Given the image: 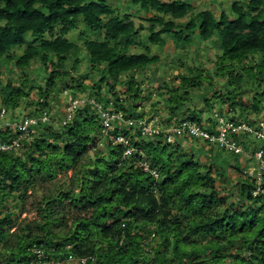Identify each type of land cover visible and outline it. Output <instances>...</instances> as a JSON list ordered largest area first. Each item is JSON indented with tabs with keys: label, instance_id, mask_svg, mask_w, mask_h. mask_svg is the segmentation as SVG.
I'll use <instances>...</instances> for the list:
<instances>
[{
	"label": "trees",
	"instance_id": "1",
	"mask_svg": "<svg viewBox=\"0 0 264 264\" xmlns=\"http://www.w3.org/2000/svg\"><path fill=\"white\" fill-rule=\"evenodd\" d=\"M110 1L117 0H0V62L15 59L21 74L18 87L1 83L5 92L3 106L20 117L24 114L20 101L31 95L27 116L40 119L41 111L48 116L47 122L39 121L18 152L0 153V209L12 195L24 199L43 174L53 177L57 171L78 166L95 146L96 130L104 140L99 133L101 115L92 105L77 108L66 124H63L66 116L60 114L61 133L45 138L43 132L54 123L48 96L59 97V93L66 91L72 96L82 95L75 92L88 91L81 83L87 79L92 84L89 91L95 94L86 97L95 98L104 108L111 103L116 112L124 113L123 120H144L120 103V95L108 81L118 83L121 76H127V83L123 82L124 98L126 94L133 102L142 99L139 86L147 79L141 77L137 82L133 75L158 63L159 58L150 54L149 46L163 47L165 37L173 38L175 47H184L191 44L192 35L198 32L199 40L213 43L220 54L216 57L215 74L222 76L223 86L234 87L228 93L230 109L237 106L243 112L246 110L238 98L248 80L242 74L264 80V0L233 3L230 7L233 18L224 11L218 16L209 10L191 15L192 5L178 0H131V6L139 13L151 14L145 41H137L143 27L137 29L128 15L119 17L118 8ZM189 15L184 25L175 24ZM81 23L101 37H87L83 42L89 58L82 77L77 58L65 68L70 53L77 48L67 36ZM17 48L24 49L21 57L14 58L12 54ZM135 49L142 52H133ZM252 54L260 57L252 61ZM33 62L40 64L37 73L44 74L43 86L36 85L38 75L32 81L24 80L25 69ZM191 68L196 73L194 77H179L185 88L200 84L213 88V81L202 77L198 67ZM90 71L96 72L94 78ZM101 87L106 89L103 97ZM151 92L147 88L144 98H150ZM214 93L218 97L217 90ZM177 94H168L175 104L172 115L200 123L199 116L183 107L184 98ZM257 95L253 98L255 111L260 108ZM260 95L264 96V92ZM219 99L224 102L220 96ZM204 102L207 105L211 101ZM140 133L137 123L127 126L120 121L112 122L107 137L124 135L137 151L123 158L124 147L106 142L102 156L96 154L93 163L79 166L73 174L71 189H58L35 204L33 209L38 218L20 228L21 235H15V243L6 238L13 213L0 215V245L1 253L6 255L5 264L35 261L32 248L44 250L55 260L68 255L86 258V264H264V193L252 196L255 183L242 176L243 170L236 163L241 158L189 137L176 139L172 150L161 136L147 141ZM249 135L237 138L244 151H248ZM2 138L6 140L8 136ZM59 139L63 140L62 146L57 145ZM194 142H202V147L210 151L205 156L210 157V164L199 166L198 160H193L196 153L193 149L188 150L191 157L181 154L185 145ZM138 151L160 172L158 180L135 167L142 160ZM223 155H231L232 159L219 162ZM85 168L90 179H86ZM229 169L240 175L231 186L237 193L234 201H229L226 188V182L232 179ZM95 186L101 189H91ZM144 231L160 239L150 250L144 248Z\"/></svg>",
	"mask_w": 264,
	"mask_h": 264
},
{
	"label": "rangeland",
	"instance_id": "2",
	"mask_svg": "<svg viewBox=\"0 0 264 264\" xmlns=\"http://www.w3.org/2000/svg\"><path fill=\"white\" fill-rule=\"evenodd\" d=\"M177 0H162V2H174ZM181 3H189L193 7L192 14L201 12V11H212L217 16L220 11H224L227 15H229L230 18H233V15L231 14L230 7L235 2H246L249 0H178ZM113 7H117L116 14L123 18L125 15L129 16V19L132 20L135 23L136 28L143 27V30L140 31L138 40L145 41L148 38V28L151 25L149 21V17L151 14H144L139 13L136 7L131 6V0H117V1H110L109 2ZM189 15L185 19H180L178 21H175L176 25H184L189 21L190 18ZM167 20L168 18L165 17ZM159 29V27L157 28ZM84 33V37H81V34ZM89 37V39H101V37L97 35H93L89 28H86L85 25L82 23L74 29L70 34L67 36L68 40L75 43L77 45L76 50L72 51L70 54V60L66 62L65 68L70 67V65L73 63V59L77 58L79 61V74L80 77H82L83 73H86L87 67H88V56L87 53L84 52L83 48V42L85 39ZM30 39V37L28 36ZM199 35L198 32L194 33L192 35V42L189 45H185L184 47H175L174 46V39L165 37V45L163 47H157V46H149L150 54L152 56H157L159 58V61L154 66H150V68L145 69L141 74H134L133 79L137 82H140L141 79L145 80L143 78H146L147 80L142 82L139 88L142 90L141 96L142 99L133 102L131 99H129V96L124 94L123 91H125V83H127V76H121V80L118 83H111L108 81V83L112 84L115 87V92L120 95V97L123 99V104L126 108L132 109L131 111L135 114V116H141L147 120L152 119V117L158 118V121L160 125H164V127H167L173 118H181L180 116H174L172 115L173 108L175 107V104L173 102H170V99L168 97L169 93H178L177 95L182 99L184 98V106L189 111H194L196 116H199L200 123L202 125L211 127L212 124H215V127H219V123H217V119L215 118V115L217 116H223L225 118H228L232 121L239 122V123H247L252 130H256L257 128L264 129V96H261L260 94L264 92V80L257 77H249L247 73L242 74L243 76L246 75L248 77L247 82L244 84L243 90L239 92V101L240 105L243 107H246V110L241 111L239 107H235L234 109H230V103L231 101L228 99V93L231 91V89H234V87L226 88V86H223L224 80L222 79V76H217L215 74V70L217 68L215 61L216 57L219 54V51L216 49V47L213 45L212 42H202L198 39ZM24 48H17L13 51L12 56L14 58L21 57V54L23 52ZM133 52L141 53L142 50L137 51V49L132 50ZM260 57V54H252L250 58H252V61H255ZM198 67L199 74H201L202 77H204L206 80L210 79L213 81L214 86L213 88H207V86L204 85H197L195 87H192L191 89L185 88V83L183 80H180L181 77L186 78H192L196 73L191 71V67ZM40 64L38 62H33L27 69H25V78L28 82V80L32 81L36 78V85L43 86L44 83V74L37 73L40 69ZM60 67V66H59ZM61 68V67H60ZM91 72V71H90ZM42 73V72H41ZM91 76L93 78L96 75L95 71H92ZM20 71L15 66V59L10 60H3L0 62V105L3 106V100L5 92L2 90L3 84L5 82H9L11 86L18 87L21 83ZM142 77V78H141ZM180 77V78H179ZM20 78V79H19ZM141 78V79H140ZM81 81V79H79ZM149 80V81H148ZM200 82V79L198 80ZM3 83V84H1ZM82 84H84V87L87 88L86 93H79L75 92L76 94H84L85 96L94 95L95 92H91L92 90L89 88L91 87L90 80L82 79ZM28 84V83H27ZM166 86L167 88H165ZM163 87V88H159ZM147 88H150L152 91L150 95V98L145 99L144 95L147 90ZM35 89H38L37 86ZM35 92H39V90H35ZM214 89L217 90L218 97H215ZM25 90H29V87ZM106 89L104 87H101V95L104 96L103 93ZM86 91V90H85ZM184 91H187L188 94L184 93ZM89 92V93H88ZM144 92V95H143ZM153 93H155V96H153ZM258 94V95H257ZM51 95V96H50ZM48 96L49 101V110L51 116H54V123H52V127L47 131L43 132V136L45 138H50L53 136L55 132H60V124L58 122V119L61 118L63 112H64V101L67 100L65 97L64 92L59 93V97H54V95L50 94ZM256 98H260V108L258 111L254 110L253 105V98L254 96ZM219 96L221 99L224 100V102H221L219 99ZM31 95L29 98L24 99L20 101V106L22 108L20 111L23 110L24 114H28L30 103L32 102ZM55 98V99H54ZM207 99L211 101L209 104L206 105L204 100ZM12 110V109H10ZM9 110V114H10ZM181 113V112H180ZM8 119V115L6 117ZM170 120V121H169ZM61 133V132H60ZM98 130H96L95 136V146L90 149V151L81 158L78 166L74 168H67L63 171H57L56 175L51 177L49 173L43 174L41 178H37V182L34 183V186L29 189V192L27 193L26 197L24 199L19 198L17 195H12L8 198H6V203L3 205V207L0 209V215H4L7 212L13 213L12 216V225L8 230L7 239H10L13 243H15V235H21L20 228L23 227L26 224H29L31 222H35V220L38 218V214L36 210L33 209L35 207V204L40 201L45 195H51L55 192H57L58 189L63 190H69L72 188V178L73 174H76L78 171L79 166L86 165L89 162L94 161L96 158V154H101V156L105 152V139L103 140L102 137H99L97 134ZM99 133L101 131L99 130ZM239 136H243L241 133ZM148 141V139H145ZM188 143V142H187ZM63 140H58L57 145L62 146ZM189 143L185 145L184 149L181 151V154L184 155V157H191V153H189L193 149L194 152L196 151L193 160H198L199 166L202 164H210V157H205L210 153L207 148L202 147V142H194ZM189 146V147H188ZM246 148L247 152L253 151L257 147H261L262 143L254 140L253 137H249L248 141H246ZM172 150H174V143L171 144ZM253 147V148H252ZM203 150V152H202ZM137 151V150H136ZM134 151V152H136ZM133 152V153H134ZM22 153V152H20ZM140 158H143L144 154L140 151ZM216 153V150H215ZM250 154V153H248ZM125 158V157H123ZM232 159L231 155H223L218 160L219 162H226L228 160ZM172 163H175V160L172 159ZM238 166L243 170L242 176L247 178V167L242 162H236ZM138 164L135 165L137 167ZM138 168V167H137ZM88 176L86 179H90L89 170L85 168ZM231 181H227L226 185L228 188V193L230 195L229 201L237 200V193L236 189H234L232 186V182H234L239 174L235 173V171L229 169ZM249 178V177H248ZM220 182L217 181L216 188L218 186L219 188ZM74 186H77V183L74 184ZM91 189L100 190L101 187L95 186ZM175 215H179L177 212H173ZM145 232L144 235V248L147 250H150L154 246L158 245L160 242V239L157 238H151L150 231ZM150 236V237H149ZM2 245H0V264H5L6 261V255L2 254Z\"/></svg>",
	"mask_w": 264,
	"mask_h": 264
},
{
	"label": "built area",
	"instance_id": "3",
	"mask_svg": "<svg viewBox=\"0 0 264 264\" xmlns=\"http://www.w3.org/2000/svg\"><path fill=\"white\" fill-rule=\"evenodd\" d=\"M67 100L64 101L65 107L63 114L66 116L63 124H66L74 117V112L77 108H81L85 105H92L97 112L101 115V134L106 142H110L113 145H120L125 148L123 157H128L136 151V148L129 142V138L124 135H117L115 137L108 136L111 123L114 121L123 122L124 125L133 126L137 123L141 127L140 137L143 139H154L155 137H162L165 143L171 145L175 143L176 139H183L189 137L191 139L200 140L211 144L212 146H218L227 152H232L234 155L241 156L243 163L247 167V176L254 180L255 189L252 196L255 197L264 193L263 177H264V129L252 130L247 123L233 122L232 120L223 116L215 115L219 127L212 124L211 127L202 125L185 118H173L169 125L164 127L160 125L158 118L152 119H129L123 120L124 113L116 112L109 103L108 107L104 108L102 103L98 102L93 97H86L84 95L72 96L69 92H64ZM153 96L154 93H153ZM123 99L120 98V103ZM8 115V119L6 118ZM40 119L33 116H17L16 113L7 110L4 106L0 105V153L1 152H18L22 146V142L29 139L34 133L39 121L45 123L48 121L46 112L41 111ZM250 134L249 137H253L254 140L262 143V146L255 148L251 153L245 152L243 144L237 139L240 138V134ZM8 136L6 140L2 136ZM15 135V138L12 136ZM243 137V136H242ZM250 153V154H248ZM143 155V154H142ZM144 156V155H143ZM142 172L149 174L158 180L160 178V172L154 168L151 163L144 157L138 163L137 166ZM154 238V235L151 236ZM32 254L36 257V260L31 261L29 264H86V258H77L73 255H68L63 260H55L51 256L46 255L44 250L31 249Z\"/></svg>",
	"mask_w": 264,
	"mask_h": 264
},
{
	"label": "clouds",
	"instance_id": "4",
	"mask_svg": "<svg viewBox=\"0 0 264 264\" xmlns=\"http://www.w3.org/2000/svg\"><path fill=\"white\" fill-rule=\"evenodd\" d=\"M10 111H11V110H10ZM241 137H242V136H241ZM241 137H240V138H241ZM150 140H151V139H150ZM252 148H253V147H252ZM243 149H244V148H243ZM245 152H246V151H245ZM239 157L241 158V161H242V157H241V156H239Z\"/></svg>",
	"mask_w": 264,
	"mask_h": 264
},
{
	"label": "crops",
	"instance_id": "5",
	"mask_svg": "<svg viewBox=\"0 0 264 264\" xmlns=\"http://www.w3.org/2000/svg\"><path fill=\"white\" fill-rule=\"evenodd\" d=\"M242 162V161H241Z\"/></svg>",
	"mask_w": 264,
	"mask_h": 264
}]
</instances>
